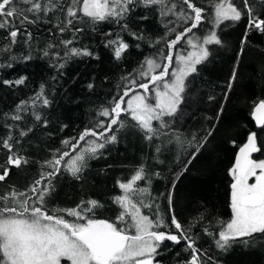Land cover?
I'll use <instances>...</instances> for the list:
<instances>
[{
  "label": "trees",
  "instance_id": "obj_1",
  "mask_svg": "<svg viewBox=\"0 0 264 264\" xmlns=\"http://www.w3.org/2000/svg\"><path fill=\"white\" fill-rule=\"evenodd\" d=\"M215 1L217 0H193L197 6L206 8L214 5ZM60 3L66 10L70 0H60ZM171 3H177L179 11L181 5L178 0H166L165 5L155 6L147 12L143 8L138 9L130 21V27L132 31L143 32L144 39L138 41L124 34L123 38L130 44V48L119 61L115 60L111 51L104 48L101 43L103 32L110 28L114 33L119 31L116 25L101 23L98 25L100 31L94 33L89 26L90 22L85 23L88 18L80 13L82 19L78 26L87 30L80 37V42L74 46L91 45L100 58L72 57L65 63L63 72L59 75L57 70L49 65L63 60L57 61L55 55L44 57L43 50L48 44L57 45L60 40L71 38L70 33L60 34L52 27L58 19H63L60 12L49 14L51 23L29 25V31L38 33L30 44H25L18 37L19 42L12 46L14 68L4 66L8 54L3 48L9 41L4 39L6 33L0 30V80H15L21 75L27 76L26 82L22 85L0 84V140L6 139L9 134L19 138V129L25 131L29 127L33 129L20 141L21 147L17 153L27 158L29 163L21 165L18 169L12 168L10 178L0 182V195L13 190L17 193H27L32 183L40 178L41 173L46 174L51 170L45 161L59 155L57 149L61 152L69 150L62 144L63 140L78 137L79 133L94 121L104 120L107 123L108 118L101 117L98 113L105 107L111 110L113 97L118 99L119 95L123 94L129 80L121 78L131 73L129 79L147 82V78H141L139 72L143 70L148 71L149 75L153 74L143 63L145 56L153 57L159 64L166 63L162 56L155 55V49L160 48L167 53L166 42L173 39L176 33L167 34L164 27L173 17L159 16L158 12L161 7H169ZM251 4L254 10L261 7L255 0H251ZM185 11L190 12L186 6ZM145 14L148 15V19L140 21L138 17ZM210 15L214 16V11ZM246 23V19L239 22L225 21L216 29L224 46H207L211 56L197 66V73L186 78V83L190 80L195 90L190 96L185 94L186 99L180 108L182 115L178 119L166 118L170 121L169 129L160 131L157 122L154 121L153 127L157 129L158 134L154 141L149 142L144 138L145 130L140 129L127 113H122L118 125L114 126V130L119 129L116 132L118 143L107 145L101 150L103 155L99 158H88L87 167L79 179L72 177L67 171H62V174L53 180L55 195L46 198L49 214L57 209H73L81 201L86 203L95 199L103 205L96 210V218L116 220L124 212L122 206L113 203L115 196L123 195L117 181L127 182L143 165L146 179L136 182L134 189L146 188L147 191L133 192L130 197L141 208L143 214L155 218L158 206L159 213L165 221L170 220L165 196L171 190V183L175 181L174 211L185 227L193 226V234L199 237L197 247L207 251L218 264H264V234H255L248 238L249 244L236 242L226 252L219 250L215 244V233L219 230L220 222L226 223L231 216L230 185L233 178L230 169L234 165L236 153L250 133H257L258 145L260 141H264V128L257 127L251 116L254 102L264 98V35L257 33L250 35L244 46L245 50L241 52L240 39ZM183 24L182 20L177 21V25ZM212 27L206 19L198 29H194L193 33L188 35L200 37L202 41L203 36L207 35ZM181 30L180 26H176L177 33ZM161 37L164 39L156 44ZM109 38L115 39V36ZM187 39L188 36L172 50L173 61L178 50L185 53L188 48ZM137 43L140 44L139 49L136 47ZM55 50H59L61 57L63 56V48L49 49L50 52ZM28 54H31L32 59L24 61L23 57ZM172 63L174 67V62ZM234 68L238 76L229 91L227 85ZM160 70L156 69V74ZM54 76L57 77L56 81L52 80ZM45 82L47 85L45 92L51 105L44 107L41 101H37L33 107L30 98L39 91V85ZM89 83L94 85L92 89L88 88ZM136 92L144 94L142 89L137 88L125 98L122 107H126L127 100ZM225 92H228L226 100ZM153 95L154 90L150 86L147 100L149 103L154 102ZM210 95L215 99L209 101ZM20 101H28L29 104L26 112L22 113L24 121L16 122L11 116ZM221 103L224 104V111L214 135L187 170L179 175L182 170L180 161L184 160L191 150L189 142L194 135L198 137L202 131L212 129V124L216 121L209 118L216 116ZM34 113L41 115L42 120L35 121ZM43 119L48 120L47 126H44ZM177 135L183 143L175 139ZM169 137L173 138L171 142ZM88 147L87 143L81 142V149ZM157 147L160 148L159 153L156 152ZM10 154L0 146V163ZM253 156L255 159H264V151L253 153ZM67 159L65 158V161ZM61 167L63 169L64 162ZM157 172L159 176L155 175ZM178 175L179 179L176 180ZM141 202L152 204L153 208L151 210L144 208ZM58 214H62L70 222L75 221V218L68 216L66 212ZM204 227H208L214 235H206ZM184 246L183 242L174 245L170 241H165L161 245L162 250H158L159 255L154 257V264H177V260L188 259L189 253L183 250ZM177 253H180V256H177Z\"/></svg>",
  "mask_w": 264,
  "mask_h": 264
},
{
  "label": "snow or ice",
  "instance_id": "obj_2",
  "mask_svg": "<svg viewBox=\"0 0 264 264\" xmlns=\"http://www.w3.org/2000/svg\"><path fill=\"white\" fill-rule=\"evenodd\" d=\"M261 5L259 10H254L251 0H218L210 8L197 6L193 0H178L181 5L177 11V3H171L169 7H161L159 16H172L164 25L167 34L176 33L173 39L166 42L168 49L164 53L162 49L156 48L155 55L162 56L166 63L159 64L156 59L145 56L143 63L147 65L149 71L141 70L139 76L147 78V82H138L136 79H129L131 73L121 79H128L129 84L125 86L123 94L118 99L113 97V106L111 110L105 107L98 113L99 116L108 118L94 121L89 127H86L78 137H72L62 141V144L69 150H56L59 155H54L53 159L46 160L45 164L51 169L46 174L41 173L40 178L35 180L27 193H17L10 191L8 194L0 195V264H61V258L66 257L71 264H154V257L159 255L158 250L165 241H170L174 245L184 243V251L189 253L186 260H177V264H218L213 257L197 247L199 237L192 232L193 226L185 227L181 219L174 211V189L175 181L171 183V190L166 194L168 201L167 210L170 220L165 221L160 215L157 206L155 218L142 214L141 208L133 203L131 194L133 192L145 193L146 188L134 189L138 181L146 179L145 168L140 166L139 170L127 182L117 181L118 188L123 190L124 195H118L113 198V203L119 204L124 208L116 220L96 218V210L103 205L99 201L92 199L81 201L73 209H57L49 214L46 206V198H52L56 189L53 180L67 171L72 177L80 178V174L87 167L88 158H99L103 155L101 150L109 144L118 143L114 126L119 123L122 113H127L130 119L136 122V125L145 130L144 138L152 142L157 137V129H154L153 122H157L160 131L169 129L170 121L178 119L182 113L180 111L186 99V93L190 96L195 90V86L186 78L197 73L198 65L205 62L211 56L209 45L224 46V42L218 35L217 28L225 22H239L246 19L245 30L240 39V51L245 50L250 35L253 33L264 35V0H255ZM166 0H70L66 10L60 0H0V30L6 35L4 39L9 41L3 48L8 54L5 65L8 68H14L12 62L15 57L12 54V46L16 45L18 37L25 44H30L38 33L28 30L29 25L39 26L41 24L51 23L50 13L60 12L63 19H58L53 24L58 33H70V39H62L57 45L48 44L43 50L44 57L55 55L57 61L49 65L55 68L58 75L62 74L65 63L72 57L87 56L99 59V54L95 52L91 45L81 47L74 46L80 42V37L87 30L79 27L78 24L83 17L89 24L91 30L99 32L98 25L106 23L116 25L119 29L113 32L110 28L107 32L101 34L102 46L111 51L115 60H121L129 50L130 44L123 38L124 34L130 35L136 40H143V32L132 31L130 21L138 9L143 8L146 12L155 6L165 5ZM185 6L190 12L185 11ZM214 11V16L210 13ZM140 21H146L148 15L138 17ZM212 24V29L207 35L203 36V42L194 43L200 37L189 36L194 29H198L202 23ZM182 20L183 25H177V21ZM169 25H173L169 27ZM176 26L182 28L178 33ZM52 29H49L51 33ZM115 36V39L109 37ZM187 44L194 49L187 55L176 53L175 60L179 67L173 68V49L186 37ZM164 38L161 37L155 43L159 44ZM137 49L140 44H136ZM63 48L61 52L49 49ZM32 59L31 54L23 57L24 61ZM171 68V79L169 76ZM161 69L158 74L155 70ZM238 73L234 68L227 85L230 91L233 82L237 79ZM27 76L21 75L15 80H0L4 86L22 85L26 82ZM53 81L57 77H52ZM46 82L39 85V91L30 98L32 106L35 107L37 101H41L44 107L51 105L45 89ZM150 86L155 93V103H148V93ZM94 85L88 84L92 89ZM142 89L144 95L139 93L131 95L127 100L126 107H122L125 98L129 97L136 89ZM161 88L163 90H161ZM228 92L224 93L225 100ZM214 96H208V100H214ZM29 102L20 101L16 106L11 119L16 122H23V112H26ZM224 104L221 103L214 118L216 123L212 124L211 130L202 131L199 136H193L189 142L190 151L184 160H181L182 175L188 166L196 159L208 141L214 135L218 121L222 117ZM7 115V114H5ZM257 126L264 128V98L254 102V108L251 113ZM35 121H41L42 117L34 113ZM44 126H47L48 120L43 119ZM11 128L12 126L9 125ZM18 127V126H17ZM67 127V125H64ZM174 129V125H172ZM33 131L29 127L27 131L19 129V138L11 134L6 139L0 140V146L6 149L10 155L0 163V182H5L10 178L12 168H20L21 165H27L29 160L22 155L17 154L20 149V141ZM89 137L95 139L89 140ZM173 138L169 137V142ZM175 139L183 143L177 135ZM81 142L89 145L88 148L81 149ZM235 143V142H233ZM79 149V151H78ZM264 151V141L258 145L257 133H250L243 146L239 147V154L235 159L230 174L233 182L230 185V210L231 219L226 223L221 221L219 230L215 233V244L219 250L227 251L234 243L240 242L249 244V239L255 234H264V159L254 160L252 154ZM160 152V148H156ZM75 153V154H71ZM65 158H68L65 161ZM64 162L62 169L61 165ZM110 167V166H109ZM155 175L159 176L157 172ZM179 175L176 180L179 179ZM250 178H254V183H249ZM46 181V183H45ZM142 203V202H141ZM144 208L151 210L152 204H143ZM132 211L129 212L128 209ZM74 217L75 221L70 222L62 214ZM130 216V220L127 217ZM163 229V230H161ZM206 235H214L208 227L203 229ZM134 232V234H131ZM180 256V253H177Z\"/></svg>",
  "mask_w": 264,
  "mask_h": 264
},
{
  "label": "rangeland",
  "instance_id": "obj_3",
  "mask_svg": "<svg viewBox=\"0 0 264 264\" xmlns=\"http://www.w3.org/2000/svg\"><path fill=\"white\" fill-rule=\"evenodd\" d=\"M216 2H218V0L217 1H215V3ZM214 3V4H215ZM194 42V41H193ZM202 42H203V40L202 41H200V39L197 41L196 40V42H194V43H200V44H202ZM186 46L188 47L187 49H186V51H185V53H181V52H179V51H181V50H178V53H180V54H183V55H187V53L189 52V51H193L194 49H192L188 44H187V41H186ZM174 62V67L173 68H177V67H179V64L177 63V61L175 60V61H173ZM172 66H173V63H172ZM170 72H171V70H170ZM169 72V73H170ZM169 80L171 79V73H170V75H169V77H167ZM166 78V79H167ZM161 90H163L162 88H161ZM137 93H139V94H141V95H144L143 93H141V92H136L135 94H137ZM134 95V94H133ZM130 98H131V96H130ZM129 98V99H130ZM153 98H154V102H152L153 104L155 103V93H154V95H153ZM148 102V101H147ZM149 103V102H148ZM252 159H254V160H261V159H255V158H253L252 157ZM255 182V179L254 178H250V180H249V183H254ZM123 195H124V192H123ZM134 203V202H133ZM136 204V203H135ZM137 205V204H136ZM138 206V205H137ZM139 207V206H138ZM123 208V207H122ZM123 210H124V208H123ZM125 211V210H124ZM128 211L129 212H131L132 211V209L131 208H129L128 209ZM142 212V211H141ZM143 214V213H142ZM232 215V214H231ZM129 217V220H130V216H128ZM231 219V216H230V218H229V220ZM228 220V221H229ZM133 234H134V232H133ZM61 264H71V261L70 260H68L66 257H63V258H61Z\"/></svg>",
  "mask_w": 264,
  "mask_h": 264
},
{
  "label": "water",
  "instance_id": "obj_4",
  "mask_svg": "<svg viewBox=\"0 0 264 264\" xmlns=\"http://www.w3.org/2000/svg\"><path fill=\"white\" fill-rule=\"evenodd\" d=\"M254 108V107H253ZM252 111H253V109H252ZM252 116V115H251ZM252 119H253V121H254V123H255V120H254V118L252 117ZM255 125L257 126V124L255 123ZM257 127H259V126H257ZM239 154V149H238V151H237V153H236V156H235V159H236V157H237V155ZM253 155V154H252ZM234 163H235V161H234Z\"/></svg>",
  "mask_w": 264,
  "mask_h": 264
},
{
  "label": "flooded vegetation",
  "instance_id": "obj_5",
  "mask_svg": "<svg viewBox=\"0 0 264 264\" xmlns=\"http://www.w3.org/2000/svg\"><path fill=\"white\" fill-rule=\"evenodd\" d=\"M252 157L254 158V156L252 155Z\"/></svg>",
  "mask_w": 264,
  "mask_h": 264
}]
</instances>
